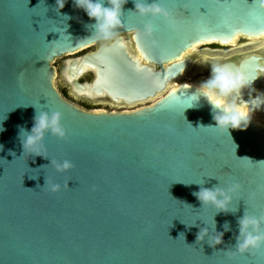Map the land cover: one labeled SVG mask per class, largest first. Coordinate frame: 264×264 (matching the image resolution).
Masks as SVG:
<instances>
[{
    "label": "water",
    "instance_id": "95a60500",
    "mask_svg": "<svg viewBox=\"0 0 264 264\" xmlns=\"http://www.w3.org/2000/svg\"><path fill=\"white\" fill-rule=\"evenodd\" d=\"M157 2L167 20L139 16L128 0L120 36L65 71L88 97L130 104L161 95L140 109L104 112L70 104L54 85L56 59L99 42L86 27L94 21L72 0L60 13L55 0H0V264H264V246L243 255L221 251L234 247L244 213L264 216V118L252 116L247 129L230 136L200 127L215 126L211 107L202 97L190 101L198 83L180 77L188 67L181 56L194 45L264 35V0ZM127 33L138 55L121 36ZM232 66L256 84L255 57ZM89 70L94 80L78 82ZM35 108L61 113L66 136L46 134L42 152L70 161L67 172L22 155L19 126L31 129ZM202 182L240 186L231 205L237 211L214 217L217 232L230 225L216 248L206 239L196 243L199 228L186 226L210 225L216 213L192 195L200 186L185 185Z\"/></svg>",
    "mask_w": 264,
    "mask_h": 264
},
{
    "label": "clouds",
    "instance_id": "9594fccd",
    "mask_svg": "<svg viewBox=\"0 0 264 264\" xmlns=\"http://www.w3.org/2000/svg\"><path fill=\"white\" fill-rule=\"evenodd\" d=\"M128 0H72V4L75 8L83 10L90 20L94 21L93 24L86 25V27L92 30V35L96 41L108 42L111 41L115 35L116 30L122 24L123 6ZM67 0H55V5L60 13V10L64 8ZM141 17H161L167 20L169 13L162 7L157 0H134V11ZM64 20L70 19L69 16L64 15ZM153 25L146 24L144 27V34L151 36L153 33ZM195 52V48L190 50ZM186 53L185 55H187ZM199 65L210 66V75L207 79L201 81L196 86V93L190 98V101L203 98L210 105L212 110V119L215 122V126H200L211 127L218 130L221 133H226L230 136L229 130H245L249 126L252 120V113L244 103H241L243 91L252 86L254 80H249L239 69L233 68L228 63H222L216 57H209L203 55L197 60L193 61ZM264 96V95H262ZM190 102L187 108L192 107ZM264 106L260 100H257V109L260 110ZM191 125V124H190ZM4 131L3 127H0V132ZM46 134L55 136L58 139H64L66 132L61 124V113L38 111L35 108V114L33 116V123L30 130H26L23 126H19L18 140L22 147V155L27 154L30 156H40L44 159H48L43 154V140ZM0 150H3V146L0 145ZM15 155L14 153H10ZM55 167L57 172H67L72 163L68 160L62 162H53L50 160V164ZM43 166V168L47 167ZM32 178L31 176L29 177ZM47 181L45 178L44 186L37 185V188L43 189ZM202 183H190L185 185L196 184L199 190L193 192L192 195L199 201L201 207L210 206L216 209L215 215L212 217L211 224H206L205 227H200L195 221L192 224H187L188 227H198L199 231L196 235V243L207 240L210 247L216 248L217 245L223 243V235L225 232L230 231V225L226 221L222 227V232L216 231V221L214 217L219 213H235L237 208L233 210L231 207L233 201V195L239 190L238 184H233L230 187L224 188L213 186L212 188L203 187ZM23 186V178H22ZM68 187V183L66 185ZM28 190H34L26 188ZM59 185H51V191H59ZM70 189V188H69ZM238 235L235 236L234 247L226 250L231 255L234 254H251L253 251L260 249L264 246V216H251L244 213L242 217L237 220ZM210 232H214V236H210ZM171 238V237H170Z\"/></svg>",
    "mask_w": 264,
    "mask_h": 264
},
{
    "label": "flooded vegetation",
    "instance_id": "af4514ba",
    "mask_svg": "<svg viewBox=\"0 0 264 264\" xmlns=\"http://www.w3.org/2000/svg\"><path fill=\"white\" fill-rule=\"evenodd\" d=\"M120 35H115V37L108 42L99 41L97 46L90 51H85L81 56L75 57L72 59H65L61 61L60 66L63 65V72H61L59 77V71L56 69V79L60 78V90H58L61 97L69 102L70 104L74 105L72 100L78 101L81 105H85L87 108L85 111H95L100 110V107H105V110H100L104 112H125V111H133L136 109H140L146 106L151 105L156 99H158L161 95H158L156 99H147L144 101H138L134 103H126L122 100L115 101L111 99L108 95L104 94L102 96H93L88 97L85 94L78 93L73 83L68 79L67 74L65 71L70 65V61L76 58H82L84 55L92 53L97 50V48L101 44H109L114 41ZM125 38L126 34H122ZM131 38V34H130ZM134 51L138 55V51L135 49V45L130 40ZM195 52L189 51L188 49L183 55L181 56V60L188 61L187 69L182 73L181 76L187 74L188 72L192 71V74H198L199 77L195 78L192 81H203L207 79L210 75V66L208 65H199L194 63L193 61L197 60L199 57L203 55H207L209 57H216L222 63H228L230 65H234L236 67H240V65L246 63L250 58H256V84L252 85L250 88L243 91L241 103H244L247 107H249L252 111H250L253 115L264 118V106L261 107L260 110L257 109V100L259 99L261 103H264V35H261L256 38H250L245 36H238L234 43H218V42H211V43H203L200 45H195ZM193 49V48H192ZM188 53L187 55H185ZM59 59V58H58ZM143 64L150 65L145 60H141ZM155 69H159L158 66H153ZM163 67H167V64H164ZM191 74V75H192ZM84 75H91L89 82H92L95 78L94 71L89 70L84 72ZM81 76V75H80ZM79 76V77H80ZM180 76V77H181ZM79 77L77 78L78 82L85 83L88 81L80 80ZM54 80V81H55ZM176 83L180 82L181 79L178 78ZM174 82V81H173ZM172 82V83H173ZM175 85V84H174ZM173 85V86H174ZM75 106V105H74ZM80 107V106H76ZM81 109V108H80ZM107 109V110H106ZM83 110V109H82ZM255 113H258L256 115Z\"/></svg>",
    "mask_w": 264,
    "mask_h": 264
},
{
    "label": "rangeland",
    "instance_id": "374dc122",
    "mask_svg": "<svg viewBox=\"0 0 264 264\" xmlns=\"http://www.w3.org/2000/svg\"><path fill=\"white\" fill-rule=\"evenodd\" d=\"M125 37L131 39L130 38V33H127ZM97 43H95L93 45L86 46L82 50H79V51L74 52V53L67 54V55H65V56H63V57H61L59 59H56L53 62V66H54L55 69H57L60 72L59 73V77H60L61 72H63V65L60 66L61 61L65 60V59H72V58H75V57H79L85 51L93 50L97 46ZM191 74H192V71L188 72L187 74H185V75H183L181 77H185V76H188V75H191ZM197 77H199L198 74H195V75L192 74V76H191L190 79L194 80ZM90 78H91V75L87 76V75H84V73H82L81 76L79 77L80 80H84V81H88V82H89V79ZM176 82L177 81H174L173 83H171L169 85V87H171L172 85L176 84ZM54 85H55L56 89L60 90V86H59L60 85V78L59 79H56L54 81ZM72 102L74 103L75 106H80L79 108H81L83 110H86V108H87L85 105H83V104L81 105V103H79L78 101L72 100ZM100 108H101L100 110H105V107H100ZM100 110H95V111H100Z\"/></svg>",
    "mask_w": 264,
    "mask_h": 264
},
{
    "label": "bare ground",
    "instance_id": "6f19581e",
    "mask_svg": "<svg viewBox=\"0 0 264 264\" xmlns=\"http://www.w3.org/2000/svg\"><path fill=\"white\" fill-rule=\"evenodd\" d=\"M200 44H203V43H199V44H196V45H200ZM194 47H195V45H194ZM194 47H193V48H194ZM81 50H82V49H81ZM76 52H77V51H76ZM136 56H137V55H136ZM84 71H85V70H84ZM84 71H82V72H84ZM82 72H81V73H82ZM81 73H79V75H80ZM182 73H183V72H182ZM181 75H182V74H181ZM181 75H180V76H181ZM179 78H180V77H179ZM191 81H192V80H191ZM193 82H197V83L199 84V83L201 82V80H199V81H193ZM169 88H175V86L172 85V86L169 87ZM252 116H253V117H257V116H255V115H253V114H252Z\"/></svg>",
    "mask_w": 264,
    "mask_h": 264
},
{
    "label": "snow or ice",
    "instance_id": "6c2138e0",
    "mask_svg": "<svg viewBox=\"0 0 264 264\" xmlns=\"http://www.w3.org/2000/svg\"><path fill=\"white\" fill-rule=\"evenodd\" d=\"M30 10H32V9H30ZM37 11H39V9H37ZM34 16H39L40 17V15H38V14L37 15H34ZM227 42H228V40H225L224 41V43H227ZM177 63H178V61H177Z\"/></svg>",
    "mask_w": 264,
    "mask_h": 264
}]
</instances>
